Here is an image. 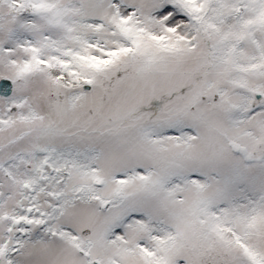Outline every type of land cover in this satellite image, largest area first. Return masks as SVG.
Returning a JSON list of instances; mask_svg holds the SVG:
<instances>
[{"label": "snow or ice", "instance_id": "obj_1", "mask_svg": "<svg viewBox=\"0 0 264 264\" xmlns=\"http://www.w3.org/2000/svg\"><path fill=\"white\" fill-rule=\"evenodd\" d=\"M0 264H264V0H0Z\"/></svg>", "mask_w": 264, "mask_h": 264}]
</instances>
